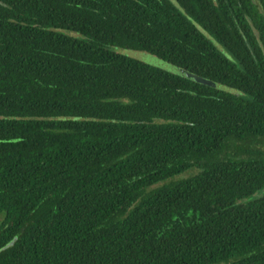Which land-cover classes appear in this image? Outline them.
Here are the masks:
<instances>
[{
	"label": "trees",
	"instance_id": "16d2710c",
	"mask_svg": "<svg viewBox=\"0 0 264 264\" xmlns=\"http://www.w3.org/2000/svg\"><path fill=\"white\" fill-rule=\"evenodd\" d=\"M173 1L0 0V264H264V0Z\"/></svg>",
	"mask_w": 264,
	"mask_h": 264
},
{
	"label": "rangeland",
	"instance_id": "374dc122",
	"mask_svg": "<svg viewBox=\"0 0 264 264\" xmlns=\"http://www.w3.org/2000/svg\"><path fill=\"white\" fill-rule=\"evenodd\" d=\"M169 3H171L173 6H175L177 8V4L173 1V0H167ZM69 35L75 36L74 34L70 33ZM213 44L217 45L214 41H212ZM115 52H118L119 54H122L124 56H127L131 59H134L140 63H143L145 65H148L150 67L168 72L170 74H175V75H179L182 77H185L187 79H192L195 80L201 84L204 85H209L212 87H215L216 84L212 83V82H208L205 81L203 79H198L196 77H194L193 75L187 73L186 71L182 70V69H178L177 67L173 66L172 64H169L163 60H161L160 58L147 53V52H143V51H136V50H129V49H114ZM223 89H225V87H222ZM195 173L194 171H189L186 174L187 175H191ZM264 196V188L257 191L253 196H250L249 200L251 199H255V198H260ZM4 219V214L0 213V224Z\"/></svg>",
	"mask_w": 264,
	"mask_h": 264
}]
</instances>
